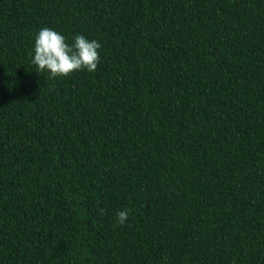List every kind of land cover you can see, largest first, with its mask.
<instances>
[{"label":"trees","instance_id":"obj_1","mask_svg":"<svg viewBox=\"0 0 264 264\" xmlns=\"http://www.w3.org/2000/svg\"><path fill=\"white\" fill-rule=\"evenodd\" d=\"M0 264H264V0H0Z\"/></svg>","mask_w":264,"mask_h":264},{"label":"clouds","instance_id":"obj_2","mask_svg":"<svg viewBox=\"0 0 264 264\" xmlns=\"http://www.w3.org/2000/svg\"><path fill=\"white\" fill-rule=\"evenodd\" d=\"M66 40L64 35L51 28L45 27L38 32L32 59L38 73L49 72V78L56 79L68 77L77 71L97 70L102 47L98 41H90L82 34H76L71 45ZM129 213L130 209L118 212L117 223L123 226Z\"/></svg>","mask_w":264,"mask_h":264}]
</instances>
